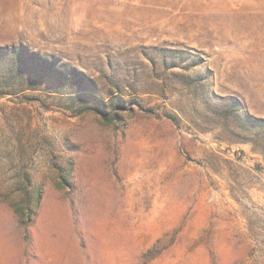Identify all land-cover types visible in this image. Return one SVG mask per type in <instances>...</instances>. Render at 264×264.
<instances>
[{"label":"rangeland","instance_id":"obj_1","mask_svg":"<svg viewBox=\"0 0 264 264\" xmlns=\"http://www.w3.org/2000/svg\"><path fill=\"white\" fill-rule=\"evenodd\" d=\"M0 264H264V0H0Z\"/></svg>","mask_w":264,"mask_h":264}]
</instances>
